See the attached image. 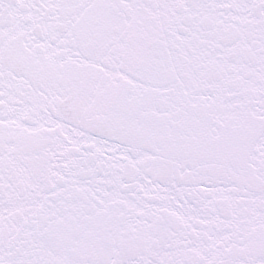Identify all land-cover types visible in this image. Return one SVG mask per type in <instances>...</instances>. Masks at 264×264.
<instances>
[{
    "label": "snow or ice",
    "instance_id": "obj_1",
    "mask_svg": "<svg viewBox=\"0 0 264 264\" xmlns=\"http://www.w3.org/2000/svg\"><path fill=\"white\" fill-rule=\"evenodd\" d=\"M0 264H264V0H0Z\"/></svg>",
    "mask_w": 264,
    "mask_h": 264
}]
</instances>
